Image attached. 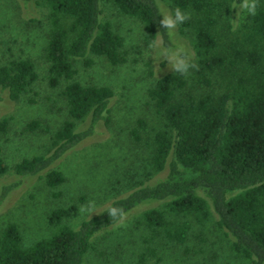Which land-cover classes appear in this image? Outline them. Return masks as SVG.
<instances>
[{"label":"trees","instance_id":"1","mask_svg":"<svg viewBox=\"0 0 264 264\" xmlns=\"http://www.w3.org/2000/svg\"><path fill=\"white\" fill-rule=\"evenodd\" d=\"M36 1L48 12L46 81L51 88L65 82L61 94L67 119L51 133L45 154L14 165L13 179L0 186V204L31 179L42 178L49 189L62 185L64 174L52 166L92 137L99 124L111 122L112 89L75 81V63L89 67L95 57L113 66L126 61L124 39L101 20L102 0ZM107 1L141 24L145 44L161 39L168 47V31L160 24L163 15L157 0ZM169 2L190 16L183 24L193 34L197 67L191 85L178 74L166 73L147 91L162 121L150 140L152 173L76 228L62 224L67 209L52 211L48 223L54 230L30 246L23 245L16 224H6L0 230V264H83L96 235L140 206L164 201L163 210L153 208L142 214L149 229L183 244L189 224L182 221L170 226L166 214L192 216L202 222L212 213L234 255L249 264H264V0H258L255 15L244 14L235 30L230 17L242 0ZM37 77L29 59L1 65L3 99L16 101ZM85 119L86 125L77 129ZM41 128L47 131L38 121L26 125L29 131ZM145 129V121L137 120L130 131L135 142L143 139ZM7 130L8 120L1 119L0 134ZM7 171L0 158V176ZM112 208L122 214L110 216Z\"/></svg>","mask_w":264,"mask_h":264},{"label":"rangeland","instance_id":"2","mask_svg":"<svg viewBox=\"0 0 264 264\" xmlns=\"http://www.w3.org/2000/svg\"><path fill=\"white\" fill-rule=\"evenodd\" d=\"M157 3L163 16L174 15L176 8L169 0H157ZM100 8L101 20L109 22L124 39L126 61L113 66L95 57L89 67L76 62L75 81L112 89L111 122L106 126L99 124L92 137L52 166L64 174L62 185L49 189L42 178L31 179L0 204V230L8 223L16 224L24 246L50 235L54 230L48 223L52 211L67 209L62 224L76 228L114 198L145 180L152 173L148 162L150 140L154 131L162 127L147 91L166 73L178 74L191 85L194 68H189L187 75L174 72L165 57V53L179 51L188 64L196 65L190 28L180 24L173 31L167 30L168 47L161 39L147 45L137 20L122 14L107 0L101 1ZM245 13L241 8L233 11L230 17L233 30L240 27ZM47 14V8L36 0L27 3L0 0V66L13 59H29L38 75L16 101L9 102L0 93V120H8L7 132L0 134V158L8 167L7 173L0 176V186L13 179V167L22 159L45 154L51 133L67 119L61 94L65 82L51 88L46 81ZM139 119L145 121L146 129L143 139L135 142L130 131ZM31 121H38L47 131L27 130L26 125ZM86 123L87 119L79 122L77 129ZM165 203L144 204L100 232L91 240L83 264H249L231 251L229 239L216 227L212 213L202 222L192 216L166 214L170 226L182 221L189 224L183 244L145 226L142 214L153 208L163 210Z\"/></svg>","mask_w":264,"mask_h":264},{"label":"clouds","instance_id":"3","mask_svg":"<svg viewBox=\"0 0 264 264\" xmlns=\"http://www.w3.org/2000/svg\"><path fill=\"white\" fill-rule=\"evenodd\" d=\"M236 8L246 10L249 15H255L258 8V0H242L241 4L238 7H234V9ZM188 19H190V16L188 14L183 13L180 8H176L174 11V15H164L162 21H160V24L164 29L173 31L178 27V25L183 24ZM165 57L169 62L170 68L174 72L180 73L182 75H187L189 68L197 67L195 64H188L185 59L182 58L179 51L165 53ZM119 214H122L120 209H110V216L116 217Z\"/></svg>","mask_w":264,"mask_h":264}]
</instances>
